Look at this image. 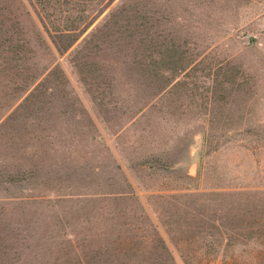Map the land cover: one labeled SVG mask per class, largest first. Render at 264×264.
I'll list each match as a JSON object with an SVG mask.
<instances>
[{"label":"rangeland","instance_id":"obj_1","mask_svg":"<svg viewBox=\"0 0 264 264\" xmlns=\"http://www.w3.org/2000/svg\"><path fill=\"white\" fill-rule=\"evenodd\" d=\"M55 1L0 0V264H264V0Z\"/></svg>","mask_w":264,"mask_h":264},{"label":"trees","instance_id":"obj_2","mask_svg":"<svg viewBox=\"0 0 264 264\" xmlns=\"http://www.w3.org/2000/svg\"><path fill=\"white\" fill-rule=\"evenodd\" d=\"M37 1L38 3L42 2V0ZM107 1L105 0L104 4ZM49 3L47 2L48 7L51 6V3ZM59 3L60 0H56L53 5L55 9L61 11ZM104 4L100 8H96V10L103 11L102 7ZM84 19L78 23H81ZM71 21L70 24H65L59 30L70 33L77 29L79 27L77 26V22L74 19ZM46 27H48V23ZM113 242L105 241V243L90 244L87 247L84 244H78L75 245L74 249L68 246V248L62 251L63 258L60 260L45 259L42 264H166L167 258H171V251L162 239L158 240L157 245H146L140 241L126 243ZM159 258L163 259L159 260Z\"/></svg>","mask_w":264,"mask_h":264},{"label":"water","instance_id":"obj_3","mask_svg":"<svg viewBox=\"0 0 264 264\" xmlns=\"http://www.w3.org/2000/svg\"><path fill=\"white\" fill-rule=\"evenodd\" d=\"M245 36L247 38V42H251L256 38V36L251 33H245ZM201 146L202 135L200 133H196L189 146V156L185 160L178 162V165L188 166L190 171L195 170L200 160Z\"/></svg>","mask_w":264,"mask_h":264}]
</instances>
